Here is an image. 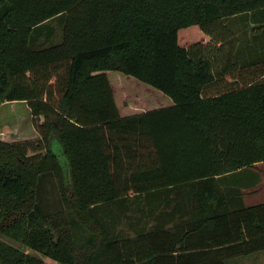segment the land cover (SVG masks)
I'll return each instance as SVG.
<instances>
[{
    "label": "trees",
    "instance_id": "obj_1",
    "mask_svg": "<svg viewBox=\"0 0 264 264\" xmlns=\"http://www.w3.org/2000/svg\"><path fill=\"white\" fill-rule=\"evenodd\" d=\"M17 102L35 132L0 126V221L19 245L0 240V264L264 252V203L243 197L264 165V0H0V107Z\"/></svg>",
    "mask_w": 264,
    "mask_h": 264
},
{
    "label": "rangeland",
    "instance_id": "obj_2",
    "mask_svg": "<svg viewBox=\"0 0 264 264\" xmlns=\"http://www.w3.org/2000/svg\"><path fill=\"white\" fill-rule=\"evenodd\" d=\"M50 26L54 28L55 34L53 39L47 43H59L62 37V27L57 22H51ZM244 24L233 25V30L239 34V30H245ZM248 29V37H250ZM0 126L3 128L5 133H11L16 135L18 139L23 136H32L34 134V129L30 121V110L26 102H17V103H6L0 107ZM250 172L257 174L259 176V182L256 185H253L251 188L243 190L244 194V203L249 205H255L264 203V165L258 164L255 169H252ZM249 174V172H248ZM245 173L244 176H246ZM250 181V180H248ZM246 182V181H245ZM132 211L129 214V217L122 218L118 223V230L124 231L125 234L132 235V230L130 226H133L135 222L140 217V213L136 211L139 207L142 206L143 201L141 199H133L132 201ZM5 223L0 221V240L4 241L12 246L19 247V245L5 236L4 233ZM26 252L36 258L44 261L47 264H59L50 258L42 255L41 253L35 252L31 249H27ZM232 264H264V252L254 254L248 257H240L231 260Z\"/></svg>",
    "mask_w": 264,
    "mask_h": 264
}]
</instances>
